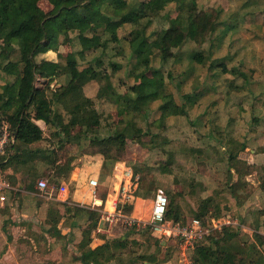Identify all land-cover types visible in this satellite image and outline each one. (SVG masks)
I'll use <instances>...</instances> for the list:
<instances>
[{
  "label": "trees",
  "instance_id": "obj_1",
  "mask_svg": "<svg viewBox=\"0 0 264 264\" xmlns=\"http://www.w3.org/2000/svg\"><path fill=\"white\" fill-rule=\"evenodd\" d=\"M41 1L43 0H0V41H2L0 51L4 50L8 53L16 49L18 52V58L12 59L6 55L2 57L0 63V70L12 78L0 85V138L3 123H6L9 129L7 141L0 154V168L4 167L6 158L15 160L18 164L23 162L25 166L31 160L37 159L51 164L57 162L58 158L53 157L54 149L33 147L35 142L43 139L42 128L35 122L36 120H42L46 125L53 126L55 135L60 137L59 144L62 146L66 143L79 144L81 137L89 139L96 149L82 158L99 155L103 163L112 168L113 163L125 153L128 140L139 142L142 136L151 134L148 128L138 125L137 118L144 119L148 116L152 102L160 101L159 109L162 117L177 114L186 116L187 105L193 106L196 103L200 96L199 92L180 93L184 101L178 104L172 94L164 90V77L161 72L151 65L154 56H159L163 62L174 58L177 51L187 41H197L216 30V20L211 18L209 12L197 9L196 0L177 3L178 10L181 12L180 23L175 26L161 27L152 39L147 33L148 27L155 17L159 16L160 12L175 0H135V7L132 0H47L51 5L49 11L41 8L39 5ZM245 12L242 11L238 15L243 17ZM124 25H129L131 29L126 37H120L118 29ZM225 29L230 30L231 27ZM71 32L75 33L81 46L78 51L80 56L85 50L99 52L98 56L93 57L95 65L90 63L80 70L75 52H70L65 56L64 64L46 58L36 59V56L41 53L57 51L60 37ZM122 38L128 43L129 55L135 59V69L144 70L141 71L140 81L128 87L131 94L117 92L115 85L105 93L102 88L103 82L108 79L112 83L111 75L116 73L120 65L111 62V73L106 69L98 68L103 63L102 57L108 54L110 43H119ZM112 47V50H115L114 54L122 53L119 45ZM189 59L202 63L204 57L202 52H191ZM215 63L222 67L221 72L241 75L246 81L245 84L250 83L248 76L243 71H239V67L228 68L224 61ZM144 71H150L151 77L145 75ZM62 73L68 77L65 84L56 89H50V81ZM37 78L45 80V85H36ZM86 84L89 86L98 84V97L106 96L116 106L131 110L126 121L116 125L106 136L94 133L93 123L99 120L100 114L93 106L91 97H87L83 92ZM182 84L183 80L176 84L178 91L182 90ZM55 105H61V108L67 110L68 120ZM255 119L258 121L257 118ZM76 124L79 125V133L71 135L70 130ZM219 127L217 124L215 130ZM228 127H221L222 131L217 130L216 135L225 132L230 136L234 126L228 125ZM214 131L209 133L210 137L215 135H213ZM89 132L93 135H89ZM153 135L152 133L151 136ZM218 140L225 143L221 139ZM226 146L229 148L233 145H229L227 141ZM231 150L229 148L226 151L229 169L235 167L233 161L238 156L234 149ZM66 163L56 165L55 173L57 174L58 170L59 173L68 172L72 165H66ZM249 167L257 170L258 187L264 193V164L257 168L255 165ZM134 169L140 175L134 191L135 195L147 198L150 196L149 192L152 191L151 189L143 191L141 169L136 167ZM35 180L36 178L31 184L23 186L15 185L13 179L9 182L13 187L33 191L36 190L38 181ZM224 188V192L229 191L237 203L241 204L240 191L243 185L240 180L227 182ZM221 192L220 189L219 192L214 191L202 198L192 213L193 217L186 221L182 218L184 216L182 207L176 196H167L166 217L173 222L188 223L193 218H199L205 222L223 215H232L228 210L222 211L227 207H220L218 204L224 196ZM7 210L8 207H4L0 211V256L5 252L8 242V235L5 232L6 223H3ZM253 213L256 218L254 225L257 226L258 214L256 215L255 211ZM130 232L132 231H126L125 235L115 239L99 235L103 241L96 246L91 244L90 232H83L78 243L79 255L76 260H80L83 264H112L113 262L116 264H159L171 258L167 255L169 245H162V240L152 234L149 229L147 232L152 243L146 244L147 241H144L146 244L144 252L134 256L126 249ZM255 241L259 245L262 244L264 236L254 233L251 238L240 231L238 226H225L221 231L212 232L196 244L191 256L192 264H264V254ZM23 242L17 247L20 264H35L37 261L32 259L36 255L33 245L29 241ZM167 242H172L175 246L172 240H167ZM27 251L32 253V258L24 257ZM161 251L164 252L163 257L160 256ZM175 257L177 260V255ZM41 264H52V262L43 261Z\"/></svg>",
  "mask_w": 264,
  "mask_h": 264
},
{
  "label": "rangeland",
  "instance_id": "obj_2",
  "mask_svg": "<svg viewBox=\"0 0 264 264\" xmlns=\"http://www.w3.org/2000/svg\"><path fill=\"white\" fill-rule=\"evenodd\" d=\"M182 1L185 0H175L174 3L167 5L159 16L155 17L153 23L147 29L150 39L154 38L155 33L161 27L175 26L180 23L181 12L178 10L177 3ZM196 1L197 9L209 12L211 18L216 20V30L197 41H187L177 51L174 58L163 62L159 56H154L151 65L161 72L164 77V90L171 93L178 104L184 101L180 93L199 92L200 96L193 106L187 105L186 116L177 114L162 117L159 109L160 101L152 102L148 116L144 119L137 118L138 125L148 128L151 134L142 136L139 142L128 140L125 153L120 160H124L132 167L141 169L143 191L145 192L148 189L152 191L149 192L150 196L147 198L141 197L142 199L151 200L156 189H163L167 196H176L182 207L184 215L182 218L185 221L193 217L192 213L200 204L199 201L202 198L214 191L219 192L221 189L224 196L221 197L222 200L218 204L220 207H227L223 208L222 211H230L232 215L238 217L240 222H244L248 228H253L256 219L253 211L259 209L257 208L259 202L254 198L253 184L252 187L242 184L243 188L240 191L241 204L237 203V200L230 195L229 191L224 192V187L227 182L238 179L239 175L240 177L245 176L249 171H252L253 169L249 167V165H255L252 156L259 149V145L264 147V135L258 134V138L256 136L257 132H254V129L264 132V121L260 122L259 118H264V0ZM132 3L135 7L136 1L132 0ZM39 5L45 11L51 9V5L47 0L41 1ZM242 11H246L243 17L238 15ZM226 27H231V29L226 30ZM130 29L129 25H124L118 29V35L126 37ZM59 41L57 51L41 53L36 56V59L46 58L64 64L65 56L70 52H75L80 70L90 63L95 65L93 57L98 56L99 52L85 50L83 55L80 56L78 51L81 46L74 32L61 36ZM110 45L108 54L102 57L103 63L98 69H106L111 73V62L119 64L120 67L116 73L111 75L113 84L108 79L103 82V91L107 93L106 91H110V88L115 85L117 92L130 93L128 87L140 81L141 71L144 69H135V59L129 55L128 43L123 38L119 43L111 42ZM113 45H119L122 53L114 54ZM0 46H2V41H0ZM191 52H202L203 62L191 61L189 59V53ZM6 55L12 59L18 58L16 49L8 53L1 50L0 63L2 57ZM223 61L228 68L239 67V71H243L248 76V82L250 83L245 84L246 81L241 75L221 72L222 67H219L215 62ZM144 72L145 75L151 77L150 71ZM187 75L189 76L186 77ZM9 79L12 78L0 70V85ZM67 79V75L62 73L50 81L49 88L56 89L65 84ZM181 80H183L182 90L178 91L176 84ZM45 82L42 78H37L36 85L43 86ZM121 82L122 84H120ZM97 88L98 84L92 86L86 84L83 87V92L87 97H91L93 106L100 114L99 120L93 123L94 133L99 136H106L116 125L126 121L131 110L116 106L106 96L98 97ZM253 94L256 95L254 98ZM55 107L61 110L65 119L68 120L67 110L61 108V105H55ZM255 118L259 121H255ZM217 124L220 126L217 130L220 132L222 131L221 127L229 128L228 125L234 126L233 132L230 136L225 132L216 135L218 133L215 130ZM5 126L7 127V124L3 123L2 131ZM212 130H215L213 133L215 135L210 137L209 133ZM7 131L9 133L8 128ZM42 131L43 139L35 142L33 147L54 149L53 157H57V161H60V163H47L45 166L47 173L41 172L36 180L45 179L49 184L57 185V180L48 178V174L52 172L51 169L56 172V165H61L66 161H76V159L82 158L85 154L96 149L91 145L89 139H83L82 137L79 144L66 143L62 146L59 144L60 137L55 135L56 132L53 126L45 124ZM77 133H79V125L76 124L70 130V134ZM152 133L153 136H151ZM89 135H93V133L89 132ZM218 139L223 140L225 143L219 142ZM227 141L229 145H233L229 147L230 150L232 148L231 151L234 149L238 154L236 160L233 161L235 167L232 169L228 168L229 160L226 151L229 148L226 146ZM68 162L66 165H69ZM77 163L80 165V161H77ZM257 165H255L256 168ZM105 166L107 169L103 171V179L100 181V195L103 197L110 185L109 181L107 183V179L111 167L108 164H105ZM71 168L68 172L63 171L60 179L68 181L71 178L69 177ZM253 180L254 177L250 178L249 182ZM75 183L76 181L70 182L69 190L75 188ZM244 197L246 198L244 199ZM2 209H4V206L0 204V211ZM147 230H127L118 221L116 224L108 225L105 230L99 232V235L115 239L125 235L126 231H132L128 235V247L126 249L135 256L144 252L143 249L146 244L152 243ZM7 232L9 233V231ZM23 241L29 240L19 238L14 243L11 240L8 245L6 244V250L0 256V264H20L17 247L18 244L24 243ZM144 241H147V243L145 244ZM167 244L169 245L167 255L172 259H175V255H177V261L179 262L177 248L172 245V242H167ZM33 250L36 252L35 258H32L30 251H27L24 257L35 259L37 261L35 264H41L43 261L52 262L51 259H47L51 255V253L48 255L50 251L40 247L33 248ZM61 255L65 259H71L73 264V260L79 255V252L77 250L60 251ZM163 255L164 252L161 251L160 256L163 257ZM54 256L59 257V252L57 251ZM52 264L54 263L52 262Z\"/></svg>",
  "mask_w": 264,
  "mask_h": 264
},
{
  "label": "crops",
  "instance_id": "obj_3",
  "mask_svg": "<svg viewBox=\"0 0 264 264\" xmlns=\"http://www.w3.org/2000/svg\"><path fill=\"white\" fill-rule=\"evenodd\" d=\"M254 95L253 97H255ZM260 122L264 121L263 117H259ZM259 121V119H258ZM41 128L45 125L42 120L35 121ZM257 128V127H256ZM257 132L256 136L259 138L258 134L264 135L263 131L254 129ZM259 149L256 150L252 156L253 164L259 166L264 164V149H261L263 145H259ZM88 157V158H87ZM86 158H78L76 161H71L68 164L72 165V169L78 170L79 178L75 183V188L69 190L66 202H60L57 200L46 199L41 197L38 189L33 191L25 190L24 188L15 187L17 190L9 191L6 195L7 198L4 202H0L4 207H8L7 213L5 215L6 223L5 232L8 235V243L12 240L14 243L19 238H27L34 248L40 247L50 251L48 255H51L47 259L59 264L71 263V259L63 258L60 256V251L77 250L79 249V242L82 238L83 232L89 231L91 244L96 246L102 243L103 239L99 236L98 226L99 224V212L90 208V197L87 195L86 182L88 178L94 177L99 180L101 186V180L103 179V171H106L105 163H103L102 158L99 155ZM5 159L4 167L2 168L6 177L10 180L13 179L17 186H23L31 184L34 178L40 176V173L46 172V165L48 162L40 160H31L24 165L23 162L19 164L15 160ZM77 161H80L77 163ZM263 161V162H262ZM57 161L55 164H59ZM50 164V163H48ZM250 164V163H247ZM52 166V165H51ZM250 166V165H249ZM112 169V168H111ZM108 175L107 183L110 182L111 176ZM232 169V168H231ZM48 174L49 179L57 180L58 184L64 179H60L63 172L55 174L54 170ZM75 170V171H76ZM109 171V170H108ZM254 180L250 181V178ZM9 180V181H10ZM242 184L248 185L255 190L254 198L259 202V209H255V214H258V224L257 226H251L253 228H248L244 222L241 223L240 231L246 234L248 237H253L254 233L264 236V193L259 189V174L257 170L249 171L245 176L239 175L238 179ZM57 184V185H58ZM99 187V194H100ZM101 196L103 199L106 197ZM246 197H244L245 199ZM142 202H140V201ZM140 202V203H138ZM148 200H144L138 197L135 201L137 207H142L147 204ZM257 212V213H256ZM241 213V212H240ZM244 224V225H243ZM250 226V225H249ZM104 225L103 230L106 229ZM9 231V233L7 232ZM256 242V241H255ZM257 243V242H256ZM167 245V241H162V245ZM261 252L264 254V241L262 244H258ZM59 252V257L54 256L56 252ZM78 256V255H77ZM76 256V257H77ZM75 257V258H76ZM73 264H83L80 260H73ZM112 264H115L114 262ZM159 264H180L173 258L165 259Z\"/></svg>",
  "mask_w": 264,
  "mask_h": 264
},
{
  "label": "built area",
  "instance_id": "obj_4",
  "mask_svg": "<svg viewBox=\"0 0 264 264\" xmlns=\"http://www.w3.org/2000/svg\"><path fill=\"white\" fill-rule=\"evenodd\" d=\"M8 127H4L0 139V154L3 152L7 141ZM72 169L71 178L61 181L58 185L49 184L45 179L37 181L36 188L41 197L60 202H66L69 184L79 178L78 170ZM140 175L134 167L124 160H116L113 164L110 185L106 197L99 194L100 183L97 178L90 177L86 182V193L90 197L89 207L99 212L98 230L120 221L125 229H149L162 241L172 240L177 248L179 262L192 264L191 256L196 244L207 238L214 231H221L223 227L232 225L241 228V223L236 216L227 214L209 221L193 218L188 223L173 222L166 217L168 197L163 189L158 188L151 200L142 207L135 204L138 198L135 195ZM17 190L6 178L0 168V202H4L9 191Z\"/></svg>",
  "mask_w": 264,
  "mask_h": 264
},
{
  "label": "water",
  "instance_id": "obj_5",
  "mask_svg": "<svg viewBox=\"0 0 264 264\" xmlns=\"http://www.w3.org/2000/svg\"><path fill=\"white\" fill-rule=\"evenodd\" d=\"M106 225V224H105Z\"/></svg>",
  "mask_w": 264,
  "mask_h": 264
}]
</instances>
